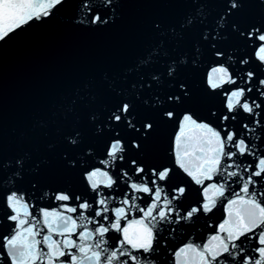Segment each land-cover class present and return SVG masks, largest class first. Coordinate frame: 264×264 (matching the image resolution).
<instances>
[{
  "label": "snow or ice",
  "instance_id": "snow-or-ice-1",
  "mask_svg": "<svg viewBox=\"0 0 264 264\" xmlns=\"http://www.w3.org/2000/svg\"><path fill=\"white\" fill-rule=\"evenodd\" d=\"M0 264H264V0H0Z\"/></svg>",
  "mask_w": 264,
  "mask_h": 264
}]
</instances>
